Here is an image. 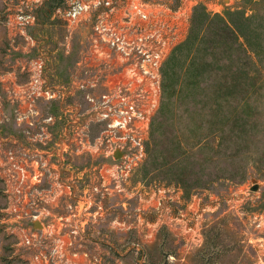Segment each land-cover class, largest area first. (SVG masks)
I'll list each match as a JSON object with an SVG mask.
<instances>
[{
  "label": "rangeland",
  "instance_id": "rangeland-1",
  "mask_svg": "<svg viewBox=\"0 0 264 264\" xmlns=\"http://www.w3.org/2000/svg\"><path fill=\"white\" fill-rule=\"evenodd\" d=\"M74 1L86 0H0V264H34L33 254L46 246L58 249L52 264H264V0H119L123 6L112 22H138L141 8L147 22L173 36L157 96L140 100L147 109L155 105L144 158L126 177L119 175L122 156H114L122 150L112 152L103 141L82 85L93 73L83 68L85 60L95 62L93 44L107 47L96 41L88 19H65ZM199 7L211 16L228 13L233 24L242 12L249 18L241 27L247 35H223L208 58L209 72L192 94L196 115L195 101L184 110L179 99L187 91L175 83L177 100L157 117L164 63L187 37ZM20 14L34 19L21 23ZM223 65L243 85H228L234 92L214 116L210 88L222 81ZM237 75L227 74L229 82ZM110 78L106 85L113 88L125 76ZM236 101L241 108L229 118ZM153 119L166 154L161 165H152L147 152ZM212 119L224 126L218 153ZM177 138L181 147L173 150ZM26 230L36 234V247L22 244Z\"/></svg>",
  "mask_w": 264,
  "mask_h": 264
},
{
  "label": "built area",
  "instance_id": "built-area-1",
  "mask_svg": "<svg viewBox=\"0 0 264 264\" xmlns=\"http://www.w3.org/2000/svg\"><path fill=\"white\" fill-rule=\"evenodd\" d=\"M122 4L119 0L74 1L66 8L64 15L69 22L88 19L96 41L107 47L104 50L93 44L95 62L85 60L83 63L84 72L90 73L88 69L91 68L93 73L91 77L85 75L82 85L88 90L86 98L92 102L97 119L102 124L103 141L112 152L115 147L122 150L118 173L126 177L144 158L149 115L155 104L154 101L150 102V109H147L140 100H151L157 96L160 69L169 48V39L173 36L154 30L147 22L148 14L142 12L141 8L137 13L140 17L138 22H112L115 10ZM19 17L21 23H30L34 19L30 14H20ZM124 20L130 21L128 17ZM118 73L125 78L110 88L106 85L111 81L110 75L116 76ZM127 78L129 81L124 83L123 80ZM134 80L140 84L145 80L147 85L132 89ZM103 87L107 89L99 91V94L92 91ZM21 238L26 248L37 246L33 230H26ZM57 255L56 246H46L45 250L41 248L33 254L34 264H52Z\"/></svg>",
  "mask_w": 264,
  "mask_h": 264
},
{
  "label": "trees",
  "instance_id": "trees-1",
  "mask_svg": "<svg viewBox=\"0 0 264 264\" xmlns=\"http://www.w3.org/2000/svg\"><path fill=\"white\" fill-rule=\"evenodd\" d=\"M228 16H229L228 13H226L225 15L215 14L211 16L209 13L205 12V10L201 7L193 11L191 17V24L187 37L173 49L170 56L164 63L162 69V77H163L162 102L157 117L162 116V112L164 108L170 105L173 106V99H175V101L177 100L175 97H173V93L175 92V88H174L175 83L181 85V87H179L180 90L184 88V90L187 91L185 98L179 99L181 102H183V105L185 107L184 110L186 109L185 103L189 107V103L191 101H195L194 100L195 96L192 94L196 89H198V87L202 83V80H200V78H202L201 75L206 72H209L207 69V67H209L210 65L208 58L213 59L212 54L218 50L220 41L225 37L223 35H226L228 36V38L233 40H238L239 35L242 36V34L245 35L246 37L247 34L243 33L241 27L242 25H244V22H248L249 18L245 17L242 12L238 11L237 19L239 21L238 22L239 24L238 23L233 24L232 22L229 23ZM184 64H185V68H184L185 70L178 72V70L181 68L178 67V65L182 66ZM252 65L255 70L259 69L257 65L254 64ZM220 68L222 70L224 69L227 71L224 74L222 81L219 82V85L215 89L210 88L211 89L210 99L214 101L213 104L215 105L213 109L214 116L220 114L219 111L221 112L223 111L222 107H224V105L229 103L228 101L225 103V101H223L222 98L227 96V94H231L232 92H234L232 91L230 93V89H232V87L228 88V85L230 86L231 84H233L234 85L233 88L243 85L242 78H240V76L237 75L236 71L231 69L232 67L230 68L227 67L226 65H223V68L222 67ZM211 71L212 69H210V73ZM243 73L244 76L242 77H247L246 74L247 72L244 71ZM227 74H232L237 76H235L234 81L229 82V77L227 76ZM182 76L187 77V79L180 80V77ZM224 88L225 89L228 88L227 89L228 91L226 90L224 92V95H222L221 90ZM234 99L235 98H233L232 100ZM232 100H230V102ZM190 105L192 110H194L192 111V113L196 115V110L198 109L195 108V106L198 105V102L195 101ZM240 108H241V102L236 101L232 108L233 113H230L228 117L229 118L230 116L232 117L233 114V118H234L238 114ZM173 115L174 116L176 115L174 111H173ZM193 122L195 121L193 120ZM210 122H211L210 130L213 128L211 132H213V137L216 140L212 148L214 149L215 153H218V151L215 148L221 145L220 144L222 140L221 135L224 133V126L219 123H216L214 125L213 119L210 120ZM154 124H157L156 119H153V121L151 122L150 138L147 144V152L149 153V156H151L152 165H161V161H159V159L160 157L163 159V157H165L166 154L161 153L162 151L159 149V147L162 145L161 144L162 141L160 139L159 133L157 132V128H155ZM198 126H202V118L199 119ZM179 141L180 139L178 138L174 141H171L172 146L169 147L173 150L180 149L181 143ZM191 146L194 147L195 144L191 143ZM171 149H169L167 156L171 155L170 154ZM182 153L180 152L177 155V157L175 156L176 158H173L172 161L176 160L177 158L180 159ZM162 162L164 163L167 162V158L164 159V161ZM174 163L176 164L177 162Z\"/></svg>",
  "mask_w": 264,
  "mask_h": 264
},
{
  "label": "crops",
  "instance_id": "crops-1",
  "mask_svg": "<svg viewBox=\"0 0 264 264\" xmlns=\"http://www.w3.org/2000/svg\"><path fill=\"white\" fill-rule=\"evenodd\" d=\"M123 6V5H122ZM150 6H154L153 4H150ZM129 18V20H130V17H128ZM125 21V20H124ZM126 22V21H125ZM157 23V22H156ZM156 23H150V26L154 29V30H160V24H156ZM12 250V249H11ZM12 253H13V255L16 257L17 256V251H15V250H12L11 251Z\"/></svg>",
  "mask_w": 264,
  "mask_h": 264
},
{
  "label": "water",
  "instance_id": "water-1",
  "mask_svg": "<svg viewBox=\"0 0 264 264\" xmlns=\"http://www.w3.org/2000/svg\"><path fill=\"white\" fill-rule=\"evenodd\" d=\"M114 156H115L116 158L120 157V152H119V151H115V152H114ZM257 188H258V185H255V186L253 187V190H256ZM34 225H35L36 227H41V225L39 224V222H36Z\"/></svg>",
  "mask_w": 264,
  "mask_h": 264
}]
</instances>
